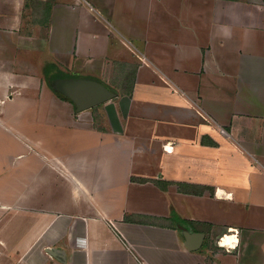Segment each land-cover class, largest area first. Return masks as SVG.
Masks as SVG:
<instances>
[{"label": "crops", "instance_id": "0c3cea01", "mask_svg": "<svg viewBox=\"0 0 264 264\" xmlns=\"http://www.w3.org/2000/svg\"><path fill=\"white\" fill-rule=\"evenodd\" d=\"M109 67L100 125L46 83ZM0 197L18 264H264V0H0Z\"/></svg>", "mask_w": 264, "mask_h": 264}, {"label": "rangeland", "instance_id": "374dc122", "mask_svg": "<svg viewBox=\"0 0 264 264\" xmlns=\"http://www.w3.org/2000/svg\"><path fill=\"white\" fill-rule=\"evenodd\" d=\"M55 66V65H54ZM49 67L50 66H47V65H44L41 67L40 70H43V71H49ZM55 69V67H54ZM57 70V69H56ZM122 70H123V73H127V72H131L133 71V68H128L125 70L124 69H121L119 68V73L118 70H117V67L116 68H112V67H109V69H107V73L105 74H100L98 72H82L81 74H75V73H69V76H79V77H91V78H94V79H97L99 81H101L102 83H104L105 85H107V87L111 90H113L116 95H122L125 90H127V88L129 87L130 85V80H131V77L130 76H127L126 78L123 77L121 74H122ZM121 71V72H120ZM81 75V76H80ZM123 79H126V82H123ZM121 100H126V99H121ZM120 100V101H121ZM115 105V104H114ZM113 103H111V106H114ZM117 106V105H115ZM124 107H127L126 105H124ZM85 112V111H84ZM91 116H92V122L96 125H100L102 123H104L105 121V114L103 113V111H101L100 107L99 108H96V109H92L91 111H89ZM88 113H86V119L88 120L89 118V115ZM139 181H143V180H139ZM144 182H147V181H144ZM2 197H0L1 199ZM143 196H140L139 197V204H135L134 202L132 204H126L127 206H130V207H134V208H144V207H148L147 206V203L143 200ZM136 205V206H135ZM157 209V208H155ZM10 219H19V213L18 214H14L13 212H4V211H0V264H18V258H17V255L19 254L16 250V247H18L19 245H16L14 243V241H18V239H14L13 241L11 242H8L6 243V247L3 243V241L7 238V236H9L10 234L15 238L16 236L19 238V235H20V230H19V227L16 226L15 223H10V222H18L17 221H10ZM11 248V253H8L9 252V248ZM206 247V242H204L201 250L199 252H201L202 250H204V248ZM8 249V250H7ZM6 250V251H5ZM9 254H12V259H10L8 256Z\"/></svg>", "mask_w": 264, "mask_h": 264}, {"label": "water", "instance_id": "95a60500", "mask_svg": "<svg viewBox=\"0 0 264 264\" xmlns=\"http://www.w3.org/2000/svg\"><path fill=\"white\" fill-rule=\"evenodd\" d=\"M55 92L66 98L77 113L91 110L114 99L116 93L101 82L88 78H57L52 83ZM184 246L190 252L198 251L204 236L197 233L184 232ZM47 254L60 260L57 250L47 249Z\"/></svg>", "mask_w": 264, "mask_h": 264}, {"label": "trees", "instance_id": "16d2710c", "mask_svg": "<svg viewBox=\"0 0 264 264\" xmlns=\"http://www.w3.org/2000/svg\"><path fill=\"white\" fill-rule=\"evenodd\" d=\"M81 76V75H80ZM125 76L127 77V76H130L131 77V81H132V79H133V71H131L130 73L129 72H127V73H125ZM57 78H88V79H92V80H97V79H94V78H91V77H79V76H69V74L68 73H62V72H58V73H54L52 76H50L48 79L46 78V83H47V85H48V87L60 98V99H62V100H64V101H67V102H69L66 98H64L63 96H61L60 94H58L57 92H55L54 91V89H53V85H52V83H53V81L55 80V79H57ZM97 81H99V80H97ZM99 82H101V81H99ZM102 83V82H101ZM103 85H105L104 83H102ZM131 85H132V82H131ZM106 87H107V85H105ZM108 88V87H107ZM131 92V86H130V88L128 87L127 88V90H125V93L126 94H129ZM124 93V94H125ZM165 184V183H164ZM203 192V188H200V192L199 193H202Z\"/></svg>", "mask_w": 264, "mask_h": 264}, {"label": "bare ground", "instance_id": "6f19581e", "mask_svg": "<svg viewBox=\"0 0 264 264\" xmlns=\"http://www.w3.org/2000/svg\"><path fill=\"white\" fill-rule=\"evenodd\" d=\"M231 238L232 237H228V236H226V237H224L222 240H221V245L222 246H227V245H229V244H231L233 241H231ZM226 241H229V242H226ZM235 242V241H234Z\"/></svg>", "mask_w": 264, "mask_h": 264}, {"label": "snow or ice", "instance_id": "6c2138e0", "mask_svg": "<svg viewBox=\"0 0 264 264\" xmlns=\"http://www.w3.org/2000/svg\"><path fill=\"white\" fill-rule=\"evenodd\" d=\"M235 239H236L235 237H232L231 238V241H235ZM226 242H229V241H226Z\"/></svg>", "mask_w": 264, "mask_h": 264}, {"label": "built area", "instance_id": "2783aa9c", "mask_svg": "<svg viewBox=\"0 0 264 264\" xmlns=\"http://www.w3.org/2000/svg\"><path fill=\"white\" fill-rule=\"evenodd\" d=\"M222 239H223V238H222ZM222 239H220V241L218 242L219 245H221V240H222ZM221 246H222V245H221ZM225 247H226V246H225Z\"/></svg>", "mask_w": 264, "mask_h": 264}]
</instances>
